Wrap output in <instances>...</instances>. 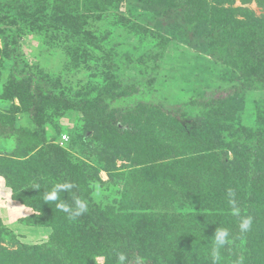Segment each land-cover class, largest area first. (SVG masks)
<instances>
[{"label":"rangeland","instance_id":"obj_1","mask_svg":"<svg viewBox=\"0 0 264 264\" xmlns=\"http://www.w3.org/2000/svg\"><path fill=\"white\" fill-rule=\"evenodd\" d=\"M149 3L153 8L128 0H0V252L44 246L68 233L76 248L62 258L93 264L77 224L57 207L66 208L64 192L57 201L45 200L58 185L46 165L51 144H60L86 202L119 227L166 214L189 229L193 225L181 222H199L191 217L214 207L209 197L203 208L191 196L213 185L210 158L196 161L211 144L180 132L173 113H202L219 135L250 147L254 139L238 130L264 131L258 109L264 93L246 92L238 105L205 106L213 92L238 87L242 79L220 52L189 47L180 23L161 16L172 5L184 6L199 17L200 33L213 20L233 22L247 45L242 56L264 63V0ZM35 80L50 93L40 129L22 105ZM91 111L100 118L89 129L85 114ZM64 136L68 142L61 145ZM194 162L205 164L200 173L192 170ZM243 238L239 231L230 235L218 264H245ZM178 241L171 242L174 248ZM188 247L198 261L206 255L208 263L199 264H213L208 250L191 241ZM98 255L95 264H106Z\"/></svg>","mask_w":264,"mask_h":264},{"label":"trees","instance_id":"obj_2","mask_svg":"<svg viewBox=\"0 0 264 264\" xmlns=\"http://www.w3.org/2000/svg\"><path fill=\"white\" fill-rule=\"evenodd\" d=\"M142 6L145 9L153 8L149 1L152 0H128ZM164 18L174 17L180 23L187 38V45L193 49L202 47L212 48L220 52L224 63L235 69L242 79L238 87L228 90L217 91L211 94L205 106L212 105H238L240 97L249 91L264 93V63L251 62L242 56L247 45L236 37V25L227 20H213L210 29L201 33V22L199 17H195L190 10L184 6L172 5L161 12ZM29 82H27L28 84ZM44 81L35 80L31 84L28 99L22 100V105L28 113L31 121L40 129L42 108L48 100L49 91L45 87ZM29 86V85H28ZM217 93L225 94V96ZM19 95H10V99L18 98ZM209 96V95H208ZM120 97V96H119ZM27 109V110H26ZM260 116H264V100L258 103ZM92 110V109H91ZM87 116V127L92 129L98 122L100 115L96 112H89ZM174 119L179 124L180 132L187 136L204 137L211 144L209 151H204V156H197L200 161L208 160L209 168L213 170V185L204 190L201 187L193 191L191 196L199 202L203 208H207L204 197H209L212 201L209 209L211 214H202L196 217L199 222L191 224L193 221L181 222L183 225H193L191 228L178 225L169 218V215L159 216L148 215L136 219L131 227L123 229L117 223L99 212L90 203L86 202L85 194L80 189L78 179L67 173V164L62 156L59 143L49 146V156L46 158V165L51 167L56 174L57 183L70 185L63 190L64 203L69 211L63 214L71 218L72 212L77 210L76 201L79 200L86 207V211L79 216L71 218L80 230L81 237L89 246L93 264L98 254L106 257V264H199L208 263L206 255L201 260L192 257L193 252L188 247L191 241L194 247L199 250L203 248L212 254V243L214 234L218 227L227 228L232 234L239 231L245 241L246 251L243 261L245 264H264V131L253 133L249 130L239 129L248 137L252 138L254 147L242 145L235 139L224 138L217 133L215 124L211 123L201 113L200 116L189 118L180 113H173ZM119 123V121H115ZM222 131L228 130L226 123H219ZM229 136V135H228ZM245 137V136H244ZM245 137V138H246ZM43 140H46L43 138ZM70 141V140H69ZM232 155V159L230 158ZM207 161V160H206ZM205 164L194 162L192 170L196 173L202 171ZM207 165V163H206ZM254 169V171H253ZM69 171V169H68ZM252 175V176H251ZM232 190L234 195L229 197L228 192ZM235 200V208L239 210V215L234 211L229 200ZM209 206V205H208ZM55 215V212L53 213ZM252 217V227L248 232H241L239 223L241 217ZM168 218L170 220H168ZM69 230V229H68ZM66 230V231H68ZM173 231L181 232L180 238L171 239ZM63 237L56 236L52 242L44 246H37L25 249L22 252H0V264H83L84 262H73L67 258H62L66 253L76 248L67 241L68 233ZM230 234V235H231ZM179 240L177 244H171ZM184 240V242L182 241ZM98 252L94 253L93 250ZM179 249L183 253H180ZM101 253H100V252ZM113 254V257L110 256ZM124 254L125 259L121 261L120 255ZM243 256V255H242ZM163 258V259H162ZM242 261V262H243ZM230 264L231 261H228Z\"/></svg>","mask_w":264,"mask_h":264},{"label":"clouds","instance_id":"obj_3","mask_svg":"<svg viewBox=\"0 0 264 264\" xmlns=\"http://www.w3.org/2000/svg\"><path fill=\"white\" fill-rule=\"evenodd\" d=\"M70 185L67 184H59L56 185L53 190L50 193L45 194V200L46 201H57L59 198L60 191L66 190L69 188ZM229 197H232L234 193L232 190H229L228 192ZM229 203L233 206L234 211L237 215H239V210L235 208V200L230 199ZM77 204V210L72 212L71 218H75V216H79L82 214V212L86 211V207L82 202L79 200L76 201ZM58 208H63L64 211H69L68 208H64L62 204L57 205ZM252 217H241L240 223H239V229L241 232H248L252 227ZM230 232L227 228L218 227L214 238L211 239L214 241L213 248H212V258H213V264H218L220 260V249L223 248L228 242H229ZM119 259L121 261H124L125 256L124 254H121Z\"/></svg>","mask_w":264,"mask_h":264},{"label":"built area","instance_id":"obj_4","mask_svg":"<svg viewBox=\"0 0 264 264\" xmlns=\"http://www.w3.org/2000/svg\"><path fill=\"white\" fill-rule=\"evenodd\" d=\"M68 142V136H64L61 141V145H64Z\"/></svg>","mask_w":264,"mask_h":264}]
</instances>
